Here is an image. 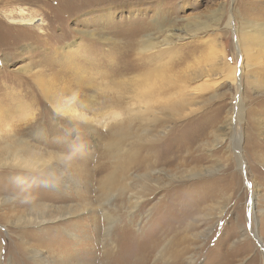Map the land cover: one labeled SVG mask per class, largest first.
Returning a JSON list of instances; mask_svg holds the SVG:
<instances>
[{"label":"rangeland","instance_id":"1","mask_svg":"<svg viewBox=\"0 0 264 264\" xmlns=\"http://www.w3.org/2000/svg\"><path fill=\"white\" fill-rule=\"evenodd\" d=\"M6 1L0 0V11L22 6L39 19L34 26L10 27L3 39L0 105H4L7 113H13L11 102L15 101V105L31 102L30 112H37L39 121L47 127L44 138L47 143L41 144L45 148H51L53 143L61 146L67 137L68 149L80 155L79 161H85L87 156L90 172L80 197L74 190L65 193L46 187L39 174L34 177L29 172L0 166V264H37L33 254L20 244L25 238L42 248L43 256L55 259V264H68L70 253L74 254L70 257L90 264H115L125 247L123 242L144 241L153 235L158 240L147 264H264V41L260 40L264 33V0H13L9 4ZM0 18L9 24L3 16ZM160 22L170 24L173 31L181 34L168 53L172 62L160 69L170 70L171 75L172 69L175 70L163 82L170 77L172 80L184 77L189 103L187 116L167 122L164 133L154 130L145 135L141 130H133L134 140L148 136L153 139L148 146L151 149H145L143 154L150 157L149 167L154 173L151 185L157 186L154 191L146 190L149 187L146 170L134 172L140 171L143 176L132 175L125 192L107 191L103 169L107 175L120 174V166L111 151L123 140L122 133L108 134L105 127L103 136L60 114L53 120L54 109L44 99L33 75L40 70L46 73L45 77L52 78L51 84L66 85L84 99L94 94L99 100L103 91L113 88L111 79H117L108 73L113 58L122 57L127 47L135 49L137 40L148 33L154 34ZM2 30L0 26L1 36ZM107 35L110 39L103 45L100 37ZM155 36H158L156 41L164 38L162 33ZM241 38L244 48L250 51L245 57L238 46ZM71 43L73 52L79 49V54H71L78 62L68 59L64 52ZM90 59L93 64L88 63ZM65 60L71 61L64 64ZM242 62L243 73H240ZM236 65L237 79L233 69ZM79 66L86 67L79 73L83 80L73 73L78 72ZM24 67L32 70L22 71ZM57 69H62V73H55ZM252 71L258 77V84ZM131 73L125 72L127 76ZM88 75H95L91 90L86 84ZM180 90L179 86L174 88L173 95H178ZM69 96L61 97L64 104ZM35 106L39 107L37 111ZM82 112L88 122L102 128L98 115L87 109ZM115 120L111 118L104 123L112 127ZM171 134L175 135L170 137ZM169 138L173 153L162 158L164 140L167 142ZM104 141L113 143L112 147L106 149ZM9 143L13 140H0V157L6 155ZM180 145L182 149L178 150ZM14 181L17 186L10 187ZM18 184H27L24 188L30 197L57 207L75 206L86 199L90 210L85 212L78 227L88 235L82 236L81 242L66 231L75 220L73 215L45 223L40 231L37 226L29 225L26 221L36 212L30 208V201L13 206L15 202L5 200L10 192L17 190ZM141 191L147 201L130 212L132 196L141 195ZM54 210L60 213L57 208ZM108 224L109 232L105 228ZM26 231L33 232L31 237Z\"/></svg>","mask_w":264,"mask_h":264},{"label":"bare ground","instance_id":"2","mask_svg":"<svg viewBox=\"0 0 264 264\" xmlns=\"http://www.w3.org/2000/svg\"><path fill=\"white\" fill-rule=\"evenodd\" d=\"M12 1L13 0H7L6 3L9 4ZM0 15L3 16V18L9 22V24L8 23L5 24L4 20L2 22V18H0V26L4 30V31L2 30L3 35L2 36L0 35V48L3 43L4 37L7 35V33H9L10 27L13 26L27 27L30 25L34 26L39 19V18L37 19L36 14L28 13L26 9L22 6H19L15 9L5 8L4 10L0 11ZM173 30L174 29L170 24L166 25L163 24V22H160L157 25L158 32L156 31L154 32V34H151L152 32L146 34V36L143 39L137 40L136 43L138 44V46L135 49L132 47L128 49L127 47V49L122 52L123 54L122 57L113 58V61L110 62L111 69L110 72L108 71V73L110 75L109 77H111L112 75L117 79H111L113 88H108V91H103L99 100H97L98 98L96 99L94 94L91 95L89 94L88 96L89 99L88 98L84 99L83 97H80L78 93H76L74 90H71V88L67 87L66 85L57 86L51 84L50 80L52 78L45 77L43 75L45 72H41L40 70H37L35 72L36 74L33 75L36 85H38V87L42 91L44 99L46 100L47 103H49L50 107L54 109V115L56 116L54 117L52 115L53 120H57L58 114H60L61 116L65 117V119L68 118L72 120L73 119L78 120L83 128H86L84 126H87L90 130H94L99 133L101 132L100 134L103 136L104 134H102L103 133L102 131L105 129V127L108 134L115 131H119L122 133L124 137L123 140L118 141L115 144L116 145L115 149L111 151V153L116 157V160L118 161L119 164L118 166H120V174L117 175L115 174L116 176L114 174L107 175L106 169L105 170L103 169V172L105 171V175L102 176V178L106 176L104 180V189H106L107 191L117 190L120 193L125 192L126 189H128L127 186H129L131 183V181L129 180L132 179V175L135 176L136 178L143 176V174L140 173V171L138 174H134V172L138 170H146V175H145L146 186L147 185L149 186L146 187V190H149L150 192L154 191L155 187L157 186L155 185L153 187V185H151V182L153 181L151 175L154 173L152 169L149 167L150 157L147 155L145 156L143 154L145 149H151L149 148L150 147L149 142L152 143L153 139H151L148 136L143 140H139L137 138H136L137 140H134L136 133L133 130L134 129L141 130L145 135H149V133L152 134V131L154 130L156 131L159 130L160 133L161 132L164 133L166 131V128L168 127V124H166L167 122H171L172 120L174 121L176 119H181L187 116L189 103H188V99L186 98L185 87H183V84L185 82L184 77L175 78V80H172V77H170L168 81L163 82V79L165 78L168 79L169 76L174 75L175 70L174 68L172 69L173 74L171 75L170 70L169 71L166 70V72H164L163 69L162 70L160 69V66L162 67L165 65H170V63L173 60L172 56L171 55L169 56L168 53L171 52L170 50L174 40L176 38L177 39L180 38L181 36L179 32H175ZM257 31L258 28L255 29V32ZM247 32L249 33L252 32V28L249 27ZM262 32L264 31L262 30ZM87 33L94 37V33L92 31L91 32L89 31ZM155 33H162L164 35L163 40L156 41V37L158 36H155ZM262 34L260 40L264 41V33ZM100 38H101L100 41L105 43L103 45H106L110 39L108 35ZM16 39L18 41V38ZM238 41H239L238 43L239 49L242 52L241 54L243 55V57H245L246 53H250V51L247 52V49L244 48L246 46L244 45L242 38L238 39ZM131 43H133V41H131ZM71 48H73L72 43L64 48V52L65 54H67L68 59L71 60L74 59L73 60L74 62H78L76 60L77 58H73L71 54L72 55L73 53L79 54L78 51L79 49H77L76 52H73L72 51L73 49ZM90 50H88L87 52H89ZM126 57L128 59H126ZM84 58L89 59V57H84ZM69 61L65 60L63 62L64 64L65 62L68 64ZM92 62L93 60L90 59V62L88 63L93 64ZM240 65H241L240 73L241 72L243 73L244 63L242 62V64ZM81 67L79 66L78 68H76L78 72H73L74 74L77 73L79 75L78 76L79 80H83L82 75H80L79 73L82 74L83 72L81 71L86 68V67L83 68ZM93 68L96 67L94 66ZM233 69H234L235 79H237V72L239 70V67L236 65L234 66ZM31 70L32 69L25 67L22 68V71H26V72ZM60 70L55 73H62V71ZM129 71L133 73H131L132 75L127 76L125 72H129ZM251 74L252 76L254 75V80L258 84L259 80L258 77H256V73L252 71ZM94 78L95 75L93 76L88 75L86 84L90 87V90L94 89L93 87L95 85L93 81ZM98 84L100 85V82ZM177 86L181 87V90L178 95H173L172 90H174V88H176ZM19 91L20 90H18V93ZM10 94H8V96ZM64 94L65 95L70 94L69 96L70 98L68 99V102L65 104L61 100V97L64 98L65 96ZM20 96L22 97V94H20ZM23 97H25V95ZM89 100L90 101L93 100V103H91ZM8 101L11 102L12 100L9 99ZM14 102L15 101L10 103V106L12 107L11 112L13 113H7V109L3 107L4 105L3 106L2 104L0 105V140L1 139L13 140V143H9L6 147L7 148L6 155L0 157V166L3 167L7 166L13 171H15V169H19L18 172L20 171L29 172L30 174L32 173L31 176L34 177L38 176L37 174H39L38 177H41V179L39 180H41L46 187L54 188L55 190L56 189L61 190L62 192L65 193L74 190L81 197L83 192L82 187L87 183L90 172V168L86 166V160H88L87 156L85 155L86 157H84L85 161H82L84 159H80L81 161H79L78 156L80 157V155L74 153L73 149H68L67 137L64 138V141L61 144V146H56L53 143L51 148L46 147L47 148L46 149L45 146L42 145L41 143L44 142L47 143L44 140V138L46 137L47 127H45L44 124L42 125V123L39 121V119L41 118H39L37 112L35 113L30 112V109H32L31 102L24 101V104L22 102H19V104L16 102V104L18 105H15ZM6 103L8 104V102ZM39 107H42V105L39 104ZM39 107L35 106L34 110L37 111ZM81 107H82V111L83 109L84 110L87 109L90 110L91 112H94L95 115H98V117H100L101 120L100 122L102 123V128L100 129L96 128V126L93 123H91L90 121L88 122V120L84 117L85 113H83L82 111L78 112V110H81ZM15 113L18 114L14 115ZM14 116L16 117V119L14 118ZM18 116L23 118L22 119L18 118ZM171 117L173 118L171 119ZM111 118L117 119L115 120V123L113 124L112 127L104 123V120H108ZM88 133H90V131ZM174 135L171 134L170 137H173ZM159 136L160 134H158V137ZM171 139L172 138H169L167 142L166 140H164L166 144L164 150H162L163 153L162 158L170 157V155L173 153L174 148L170 143ZM111 145H113V143L109 144L108 141H104V146L106 149L112 147ZM181 147H182L181 145L177 147L178 150L182 149ZM16 186L17 183H15V181L14 183L10 184V187L15 188ZM25 186L27 188V184H24L23 186L18 184L17 190H15L14 192L13 191L10 192L9 190L10 194L6 196L5 200L7 202L10 201L15 202L13 203V206L17 204L26 205V203L28 202H26L25 200L30 201V204H32L30 208L36 210V212L34 217H31L26 221V222H30L29 225L37 226V228H39L38 231H40L44 229L45 223L57 222L59 219L62 220V218L64 217L73 215L75 220L72 223V226L68 225L66 231H68L69 233H73L74 236L76 238H79L80 241L82 242L81 240L83 239L82 236H86L88 234L86 233V231L79 229L78 223L83 222V216L85 212L87 213L90 210L88 206L89 202L86 199H84L82 203H78L75 206L68 204L62 207L61 206L57 207V206H53L52 204L42 202L40 200H36V198L34 197H30V195L27 194V191L24 188ZM141 192H142L141 195L137 196L136 194L132 196L131 199L132 206L130 212H132L141 203H143L144 200L147 201V198H145L143 191ZM11 193H13V195H11ZM56 208H57V212L59 211L60 213L58 214L55 213L56 210L54 209ZM93 219H95V217H93ZM171 220L172 219H170V221ZM94 222L97 223L96 220ZM172 225H173V221L168 224L167 229L169 230ZM110 226L111 225L109 224L105 226L108 232ZM71 227L76 228L75 231ZM96 227L97 226L95 225L94 228ZM149 228L152 229L154 228V226ZM77 231H79V234L77 233ZM125 231L130 232L129 229H126ZM26 232H29L27 233L28 234L27 236L31 237L30 233L32 231H26ZM147 233L149 234L148 231ZM135 235H137V232ZM152 237H154V235L149 238L145 237L144 241H139V240L137 241L133 239L128 242H123L125 244V247L116 257L115 264H147L151 260L152 253L154 252L155 249L154 242L155 240H158V238L154 239ZM20 244H22L21 245L22 247L23 246L26 247L28 252H31L33 254V257L36 260L37 264L56 263L55 259L49 260L47 256H43L42 248L36 247L33 243H31L29 239L25 238ZM127 244H131L130 248L128 247L126 248ZM0 251H1V246H0ZM70 255L74 256V254L72 253H70ZM70 255H68L69 256L68 264H90L88 261L82 260L80 258L75 259L74 257H70ZM0 257H1V253H0ZM190 261L193 262V259Z\"/></svg>","mask_w":264,"mask_h":264}]
</instances>
